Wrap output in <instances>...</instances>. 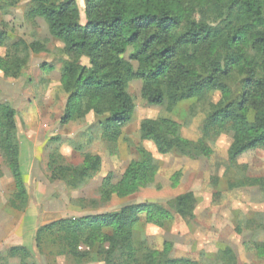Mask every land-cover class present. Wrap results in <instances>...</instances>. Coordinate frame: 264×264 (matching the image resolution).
<instances>
[{
  "label": "trees",
  "instance_id": "1",
  "mask_svg": "<svg viewBox=\"0 0 264 264\" xmlns=\"http://www.w3.org/2000/svg\"><path fill=\"white\" fill-rule=\"evenodd\" d=\"M28 17L42 19L66 52L89 60L88 67L71 62L62 65L60 84L68 94L62 125L82 120L89 113L106 115L98 125L100 137L115 143L134 112L126 85L137 79L140 96L150 106L167 101L171 109L180 102L218 93L205 132L229 128L233 134L228 149L231 163L247 151L264 148V0H84L83 21L76 0H32ZM1 40L0 35V45ZM132 62L137 63L136 68ZM24 65L25 60L15 54L0 57V71L5 76L16 77ZM16 117L12 106L0 104V151L12 177L11 205L24 210L28 193L21 171ZM180 129L171 119H145L139 133L141 140L152 142L158 155L177 152L192 158L210 154L202 142L183 139ZM137 152L139 160L129 163L118 182L112 183L110 175L102 180L101 200L128 197L153 185L158 166L145 149ZM100 164L101 158L89 153L78 166H54L51 161V179L63 180L75 189L96 173ZM248 181L264 192V178ZM169 204L182 219L194 218L192 192ZM174 214L162 205L142 203L127 205L116 213L63 219L37 231L36 247L56 232L70 255L80 256L81 247L97 249L102 264H195L168 258L172 246L168 242L158 251L134 239L133 229L141 216L146 223L163 229L174 220ZM253 248L264 258V243H254ZM7 255L18 258L20 264H36L25 247L10 248ZM217 260L235 263L229 248L221 251ZM4 262L0 260V264Z\"/></svg>",
  "mask_w": 264,
  "mask_h": 264
},
{
  "label": "rangeland",
  "instance_id": "2",
  "mask_svg": "<svg viewBox=\"0 0 264 264\" xmlns=\"http://www.w3.org/2000/svg\"><path fill=\"white\" fill-rule=\"evenodd\" d=\"M76 1L83 21L84 0ZM31 6L32 0L0 3V57L15 54L25 60L16 77L0 71V104L10 105L17 112L21 171L28 193L24 210L11 205L12 177L0 151V260L4 264H20L7 252L25 247L36 264H102L97 249L81 247L80 256L70 255L57 240L56 232L37 248L36 233L59 220L116 213L134 204L155 203L174 214L169 203L192 192L193 219L184 220L174 214V220L159 229L141 216L133 229L136 243L159 251L168 242L172 245L168 258L195 264H224L217 257L227 248L233 252L234 264H264V258L257 256L253 248L254 243H264V192L248 185L250 179L264 178V148L247 151L234 163L229 161L233 136L229 128L205 132L219 94L183 101L171 109L167 101L150 106L140 96L141 82L133 79L126 85V93L134 104L133 116L115 143L100 137L98 125L106 115L89 113L82 120L62 125L60 119L68 98L60 84L62 65L71 62L88 67L89 60L66 52L64 45L49 34L42 19L29 18ZM130 52L129 49L125 54V60ZM131 65L137 67L136 62ZM159 118L178 123L183 139L202 142L210 154L192 158L177 152L158 155L152 142L141 140L139 127L145 119ZM252 119L251 112L249 120ZM138 148L149 152L158 166L153 185L128 197L101 200L102 180L110 175L112 183L118 182L129 163L139 160ZM88 153L98 155L101 164L78 188L51 179V161L54 166H78Z\"/></svg>",
  "mask_w": 264,
  "mask_h": 264
}]
</instances>
